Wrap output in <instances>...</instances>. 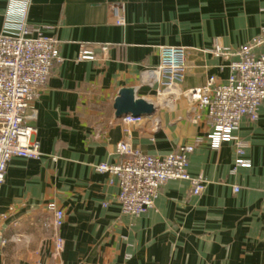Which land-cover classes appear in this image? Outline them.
I'll return each instance as SVG.
<instances>
[{
  "label": "crops",
  "instance_id": "crops-1",
  "mask_svg": "<svg viewBox=\"0 0 264 264\" xmlns=\"http://www.w3.org/2000/svg\"><path fill=\"white\" fill-rule=\"evenodd\" d=\"M22 6L0 0V33ZM27 21L58 41L61 61L37 91L35 118L26 120L43 155L13 157L0 188V264L54 260L52 230L44 226L50 202L65 213L63 264H264V106L256 121L243 118L234 131L248 142L242 158L250 165L241 167L233 141L213 148L206 139L205 113L197 117L182 96L165 105L156 98L159 84L143 78L160 64L161 48L173 46L186 48L181 89L210 76L225 80L228 57L213 50L255 38L264 0H29ZM130 87L155 108L140 123L115 115L119 91ZM198 136L188 172L206 179L200 195L187 180H170L146 212L126 214L116 178L95 170L120 159L116 146L126 138L143 153L164 155ZM12 235L20 237L2 243Z\"/></svg>",
  "mask_w": 264,
  "mask_h": 264
},
{
  "label": "built area",
  "instance_id": "built-area-1",
  "mask_svg": "<svg viewBox=\"0 0 264 264\" xmlns=\"http://www.w3.org/2000/svg\"><path fill=\"white\" fill-rule=\"evenodd\" d=\"M22 1L20 16L9 21L6 30L0 33V188L13 157L39 159L43 155L35 138L36 130L26 120L35 118L32 104L37 91L46 83L53 65L61 61L58 41L31 27L27 21L29 0ZM111 10L115 22L123 25L120 6L113 5ZM185 51V47H162L160 64L146 70L143 78L151 86L159 84L156 98L165 105L182 96L191 103L197 117L205 113L211 122V132L206 135L211 146L218 148L222 142L233 141L239 155L236 164L249 167V161L242 158L248 142L238 138L234 131L243 118L256 121L259 108L264 106V26L255 38L235 50L216 44L215 54L229 60L228 76L223 81L210 76L203 86L181 89L186 73ZM81 58H91V55L82 53ZM28 110H31L29 115ZM122 120L140 123L144 117L126 115ZM202 140L198 136L194 143L183 144L164 155H152L132 147L126 138L116 146L120 159L113 164L99 163L95 170L116 178L117 201L122 212L139 215L154 205L161 187L170 180H187L192 195L204 191L206 179L188 172L189 154ZM47 210L51 215L44 226L52 230L54 260L46 264H63L60 254L64 240L59 229L65 213L54 202L47 205ZM19 237L12 235L2 243L16 242Z\"/></svg>",
  "mask_w": 264,
  "mask_h": 264
},
{
  "label": "water",
  "instance_id": "water-1",
  "mask_svg": "<svg viewBox=\"0 0 264 264\" xmlns=\"http://www.w3.org/2000/svg\"><path fill=\"white\" fill-rule=\"evenodd\" d=\"M116 117L132 115L135 117H148L154 114L155 108L152 102L145 98L137 97L134 88H122L114 102ZM158 122L155 121L153 130H156Z\"/></svg>",
  "mask_w": 264,
  "mask_h": 264
}]
</instances>
